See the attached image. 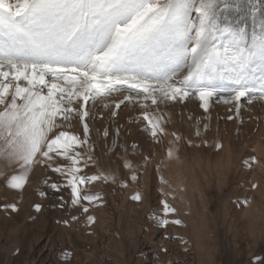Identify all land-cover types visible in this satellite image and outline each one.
I'll return each instance as SVG.
<instances>
[{
    "label": "rangeland",
    "instance_id": "1",
    "mask_svg": "<svg viewBox=\"0 0 264 264\" xmlns=\"http://www.w3.org/2000/svg\"><path fill=\"white\" fill-rule=\"evenodd\" d=\"M5 3L15 10L18 0ZM116 93L129 99L114 103ZM152 95L158 104L123 84L74 97L68 120L58 115L48 135L75 136L68 156L78 163L38 155L19 189L8 181L23 170L0 159V264H264V98L251 92L237 111L218 88L205 111L191 90L184 99Z\"/></svg>",
    "mask_w": 264,
    "mask_h": 264
},
{
    "label": "snow or ice",
    "instance_id": "2",
    "mask_svg": "<svg viewBox=\"0 0 264 264\" xmlns=\"http://www.w3.org/2000/svg\"><path fill=\"white\" fill-rule=\"evenodd\" d=\"M215 5L216 0H18L13 10L0 0V159L23 170L8 185L23 187L38 155L51 159L56 152L78 163L68 156L75 136L64 131L52 139L48 135L58 115L69 118L74 97L86 100L126 84L155 104L154 92L184 99L191 90L205 111L218 88L230 93L224 103L235 102L237 111L251 92L264 98V28L249 38L244 28L221 27ZM182 68L188 69L186 75L169 83ZM69 72L79 77L69 78ZM61 77L70 89L55 82ZM78 171L72 167L68 173L74 203L81 198L73 175ZM164 209L171 211L167 205Z\"/></svg>",
    "mask_w": 264,
    "mask_h": 264
},
{
    "label": "trees",
    "instance_id": "3",
    "mask_svg": "<svg viewBox=\"0 0 264 264\" xmlns=\"http://www.w3.org/2000/svg\"><path fill=\"white\" fill-rule=\"evenodd\" d=\"M214 13L218 25L244 28L249 38L264 28V0H216Z\"/></svg>",
    "mask_w": 264,
    "mask_h": 264
},
{
    "label": "bare ground",
    "instance_id": "4",
    "mask_svg": "<svg viewBox=\"0 0 264 264\" xmlns=\"http://www.w3.org/2000/svg\"><path fill=\"white\" fill-rule=\"evenodd\" d=\"M179 96V95H178ZM126 96L124 94H117L113 96V99L115 100L114 103H118L120 100H123ZM94 98V97H93ZM92 99V98H90ZM88 99V100H90ZM104 99V98H103ZM82 100V99H81ZM97 100V99H96ZM100 102V101H99ZM158 104V101L156 102ZM95 105V103H94ZM96 106V105H95ZM68 120V119H67ZM109 133V132H108Z\"/></svg>",
    "mask_w": 264,
    "mask_h": 264
}]
</instances>
